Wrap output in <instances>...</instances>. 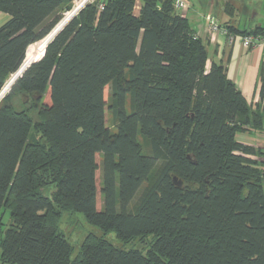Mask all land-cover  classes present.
<instances>
[{
    "label": "trees",
    "instance_id": "obj_1",
    "mask_svg": "<svg viewBox=\"0 0 264 264\" xmlns=\"http://www.w3.org/2000/svg\"><path fill=\"white\" fill-rule=\"evenodd\" d=\"M73 7L0 0V91ZM208 61L172 0L87 2L0 99V261L264 264V150L236 137L264 131V109ZM71 212L102 232L73 257Z\"/></svg>",
    "mask_w": 264,
    "mask_h": 264
},
{
    "label": "crops",
    "instance_id": "obj_2",
    "mask_svg": "<svg viewBox=\"0 0 264 264\" xmlns=\"http://www.w3.org/2000/svg\"><path fill=\"white\" fill-rule=\"evenodd\" d=\"M227 4L230 6L224 4L221 7L220 17L208 14L203 18L192 19V22L188 13H186V17L206 45L209 53L207 65L210 66L213 61L221 62L226 68L228 77L239 87L247 101L253 106L258 103L264 109V98L262 99L260 93L261 78L264 75V43L250 47L242 44L243 35L241 31L254 28L241 29L236 17L239 16L240 12L250 11L244 3L235 4L234 0H228ZM209 17L216 21L217 27L211 28ZM9 18L8 13L0 11V26ZM257 26L263 27L262 25ZM234 29H238V31ZM256 132L258 136L256 138L253 136L248 144L259 146L257 144L260 142L262 144L260 148H264V140L260 139L261 137L264 138V131Z\"/></svg>",
    "mask_w": 264,
    "mask_h": 264
},
{
    "label": "rangeland",
    "instance_id": "obj_3",
    "mask_svg": "<svg viewBox=\"0 0 264 264\" xmlns=\"http://www.w3.org/2000/svg\"><path fill=\"white\" fill-rule=\"evenodd\" d=\"M85 1L89 2L92 0H74V6L75 7H77L78 5L81 6L84 3H87ZM187 1H188V7L182 8L178 11L180 13H182V12L188 13L189 19L191 22H192V19L203 18L204 16H206L208 14L214 15V16L216 15V16L220 17L221 7L224 6V4L226 6L228 5L227 4L228 0H187ZM234 1H235V4L244 3V5L250 11V12H247V11L240 12L239 16L237 15L236 19H238V21H239L238 24H239L241 29H243V28H255L257 25H262L264 27V0H234ZM75 3H76V5H75ZM70 12L71 11L64 12L63 18L70 15ZM259 35H262V34H259ZM263 36H264V34H263ZM46 41H47L46 39L43 42L39 41L38 43H36L30 47L29 56H28L29 62L37 59L40 56V54H42V51H43L42 46L45 44ZM14 74L11 76V78H13ZM9 80L6 82L4 87L7 85ZM108 89L109 88L107 87L106 91H105L106 96L108 95ZM6 90H7V88L4 91V95L9 91V90L8 91H6ZM126 106H127L126 108L128 110L129 109L128 98L126 101ZM107 116L109 117V120L111 121V125H114L112 113L108 114ZM254 131L255 130H251L250 133H248V131L247 132H238L236 137L240 142L244 141V142H246L245 144H248L253 136H254V138H256V136H258L256 131H255V133H253ZM260 139L264 140L263 137H261ZM140 141L142 142V144L146 143V139L142 136H140ZM258 143H259V144H257V145H259L258 147L262 146V144L260 142H258ZM250 145H252V144H250ZM263 146H264V143H263ZM98 174H99V181H100V174H101L100 169L98 171ZM139 191L137 193H139ZM2 219H3L2 220L3 223L0 226V242H1L2 234H3L2 230L4 231L10 222V214L8 211L3 213ZM60 228L64 232V234L66 235L68 240L70 241V244H71L72 249H73L72 257L76 255V253L78 252V249L80 247V244L82 243L85 236L89 232H94L97 234L102 233L101 230L97 226L90 224L86 220V218L84 217V215L82 213H77V212L76 213H74V212L73 213L72 212L66 213L63 216V219H62L61 224H60ZM106 237L110 241H112L114 244H116L118 246H122V247L127 248V249L133 248V247H137V248L139 247L142 249L146 248V244L144 243V241H142L139 238H136V239L128 241V242H124V241L118 239L115 231L109 232L106 235ZM149 239H150V237H149ZM0 264H8V263H2L0 261Z\"/></svg>",
    "mask_w": 264,
    "mask_h": 264
},
{
    "label": "water",
    "instance_id": "obj_4",
    "mask_svg": "<svg viewBox=\"0 0 264 264\" xmlns=\"http://www.w3.org/2000/svg\"><path fill=\"white\" fill-rule=\"evenodd\" d=\"M87 2V1H86ZM86 4V3H84ZM83 5H78L77 7H73L72 10H70V15L64 17L63 19H61V21L55 26V28L46 36L47 37V41L46 43L43 45V51L45 50L46 46L48 45V43L54 38V36H56L63 28L64 26L78 13V11L84 6ZM45 37V38H46ZM42 51V52H43ZM36 60V59H35ZM34 61V60H33ZM33 61L27 63L25 66L24 64L21 66V68L14 74L13 78H11L9 80V82L7 83V85L5 87H3V89L0 91V98L4 95V91L7 88V90L9 89V87L11 86V84L16 80V78L24 71L25 68H27ZM6 90V91H7ZM174 181L176 184L181 185L182 182L181 181H177V178H174Z\"/></svg>",
    "mask_w": 264,
    "mask_h": 264
},
{
    "label": "built area",
    "instance_id": "obj_5",
    "mask_svg": "<svg viewBox=\"0 0 264 264\" xmlns=\"http://www.w3.org/2000/svg\"><path fill=\"white\" fill-rule=\"evenodd\" d=\"M172 2H173L174 8L177 10L188 7V1L187 0H172ZM75 5H76V3H75ZM100 8L101 9L104 8L103 3L100 4ZM182 14L187 16L185 12H182ZM208 20L210 21L211 28L217 27L216 26L217 23L212 17H209ZM258 43H264V36L263 35L248 34V35H243V37H242V44L246 47H250V46H253V45L258 44Z\"/></svg>",
    "mask_w": 264,
    "mask_h": 264
},
{
    "label": "bare ground",
    "instance_id": "obj_6",
    "mask_svg": "<svg viewBox=\"0 0 264 264\" xmlns=\"http://www.w3.org/2000/svg\"><path fill=\"white\" fill-rule=\"evenodd\" d=\"M86 2V1H85ZM46 43V42H45ZM43 47V46H42ZM31 62V61H30ZM29 63V62H28ZM27 64V63H26ZM25 66V65H24Z\"/></svg>",
    "mask_w": 264,
    "mask_h": 264
}]
</instances>
